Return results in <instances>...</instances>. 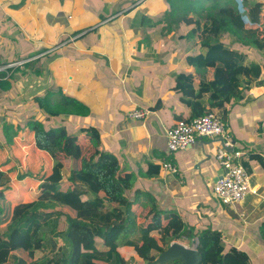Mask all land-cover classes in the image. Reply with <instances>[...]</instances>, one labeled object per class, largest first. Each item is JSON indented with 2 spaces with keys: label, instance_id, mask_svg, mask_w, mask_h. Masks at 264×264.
Wrapping results in <instances>:
<instances>
[{
  "label": "crops",
  "instance_id": "0c3cea01",
  "mask_svg": "<svg viewBox=\"0 0 264 264\" xmlns=\"http://www.w3.org/2000/svg\"><path fill=\"white\" fill-rule=\"evenodd\" d=\"M170 10L166 0H0V67L25 61L0 72V172L10 179L2 188L6 205L12 215L18 205L37 201L55 164L67 158L63 136L50 150H40L29 121L77 135L84 159L98 148L78 131L93 127L102 137L100 149L118 157L122 174L134 175L126 181L135 200L130 225L114 237L97 238L98 250L115 247L126 264H150L128 243L140 225L154 221L155 211L162 226L166 213L175 211L194 233L220 231L227 247L246 251L253 264H264L259 263L264 260V68L261 83L252 85L243 100L232 99L223 118L229 138L244 152V164L255 177L253 193L227 209L225 220L226 205L215 199L213 190L221 171L216 153L228 139L204 138L186 150H167L166 130L191 115L174 90L176 78L193 74L195 88L202 79H212L188 64V56L207 49L198 36L185 37L190 31L177 20L179 13L173 22L166 20ZM228 39L227 46L240 48ZM248 56L264 67V51L253 47ZM64 97L79 102L84 116H70L64 108L60 115L48 116L37 101L47 99L54 106ZM135 109L148 111L147 117L129 119ZM165 162L177 172L149 176L150 169L154 173L155 165ZM69 177L64 170L63 191L70 187ZM53 231L42 228L44 235ZM152 236L159 240V231Z\"/></svg>",
  "mask_w": 264,
  "mask_h": 264
},
{
  "label": "trees",
  "instance_id": "16d2710c",
  "mask_svg": "<svg viewBox=\"0 0 264 264\" xmlns=\"http://www.w3.org/2000/svg\"><path fill=\"white\" fill-rule=\"evenodd\" d=\"M166 2L172 12L166 15V20L173 22L171 18L183 12L177 20L187 26H197L185 37L199 35L207 49L205 54L188 56V64L212 75L211 80L202 79L195 88L194 75L181 73L176 78L174 90L191 110L189 120L206 113L223 120L229 113L227 105L232 99L243 100L252 85L261 83L264 67L248 60V51L253 47L264 51V0H241L244 10L234 0ZM208 2L211 4L207 5ZM193 14L198 19L195 20ZM243 15L248 16L251 26L244 23ZM228 36L240 48L228 47L222 41ZM37 101L48 116L60 115L63 108L69 109L70 116H84L80 110L84 107L68 97L54 106H50L47 99ZM28 124L35 132L36 146L40 150H50L63 136L67 158L58 161L52 175L42 183L39 199L18 205L12 215L2 189L7 188L10 179L0 172V264H126L117 248L98 250L96 239L114 237L130 225L128 216L135 200L127 193L126 181L134 175L122 174L118 157L100 149L102 137L93 127H82L78 131L89 136L98 148L94 156L84 159L77 135H70L58 127L45 129L44 124L35 119ZM14 134L10 135L9 142ZM155 166V172L150 169L149 176L163 171V165ZM64 170L70 172L67 191L61 189ZM154 213V221L140 225L136 237L128 243L150 264L155 261L152 252L161 254L172 242L183 238L198 241L200 264H253L246 251L227 247L220 231L207 228L194 233L175 211L166 213L167 224L162 226L160 214ZM45 225L51 227L53 233L44 235ZM155 230L160 233L159 240L152 236Z\"/></svg>",
  "mask_w": 264,
  "mask_h": 264
},
{
  "label": "built area",
  "instance_id": "2783aa9c",
  "mask_svg": "<svg viewBox=\"0 0 264 264\" xmlns=\"http://www.w3.org/2000/svg\"><path fill=\"white\" fill-rule=\"evenodd\" d=\"M24 63L25 61H19L0 67V72L17 68ZM147 114L148 111L144 109H135L129 113L128 117L133 120H144ZM204 138L228 139L216 153V159L223 174L214 186L213 196L220 204L235 207L253 193L251 175L244 164V152L235 149V144L229 138L222 119L213 113H206L189 121L179 120L173 127L166 130L167 150L171 154L186 150ZM163 171L176 173L177 169L170 162H165Z\"/></svg>",
  "mask_w": 264,
  "mask_h": 264
},
{
  "label": "water",
  "instance_id": "95a60500",
  "mask_svg": "<svg viewBox=\"0 0 264 264\" xmlns=\"http://www.w3.org/2000/svg\"><path fill=\"white\" fill-rule=\"evenodd\" d=\"M223 174L221 169L216 181H218ZM194 248L179 243L172 242L170 247L162 252L154 264H200L201 255L197 250V240L192 241Z\"/></svg>",
  "mask_w": 264,
  "mask_h": 264
},
{
  "label": "rangeland",
  "instance_id": "374dc122",
  "mask_svg": "<svg viewBox=\"0 0 264 264\" xmlns=\"http://www.w3.org/2000/svg\"><path fill=\"white\" fill-rule=\"evenodd\" d=\"M234 2L236 3V4H238V6H239V8L241 9V10H244V8L242 7V5H241V0H234ZM209 4H207V5H210L211 4V2H208ZM179 14H184L183 12H181V11H179L178 12ZM192 17H194V19L196 20V19H198V17L197 16H194V14H193V16ZM242 19H243V21H244V23H246V25L247 26H251V23H250V19L248 18V16L247 15H243L242 16ZM203 22L204 21H207V19H203L202 20ZM180 24H182V25H184V26H186L187 27V29H188V32L190 31V29H193V28H196L197 26L196 25H193L192 27H188L187 25H185V24H183V23H180ZM176 26L178 27L179 26V22H177L176 23ZM197 38V36L195 37V39ZM196 40H198V41H200V38H199V35H198V38L196 39ZM222 41L224 42V43H229V39H228V37H225V38H222ZM232 41V40H231ZM233 42V41H232ZM234 43V42H233ZM227 45V44H226ZM229 47V46H228ZM255 179V177H253V176H251V180H254ZM238 205H240V204H236V207L238 206ZM222 207H224L223 209H225V211H226V214H225V220H227V218H229V215H228V212H227V209H231L232 207L231 206H222ZM202 218V217H201ZM219 220V219H218ZM220 221V220H219ZM194 239H190V241H188V240H186V241H184V240H177V242H179V243H182V244H184L183 242H185L186 244H188V245H186V244H184V245H186V246H188L189 248H194V245H193V243H192V241H193ZM156 259H158V258H155V261H156ZM154 261V262H155ZM262 261H264L263 260V257L261 258V260H259V263H261ZM154 262L152 263V264H154Z\"/></svg>",
  "mask_w": 264,
  "mask_h": 264
}]
</instances>
